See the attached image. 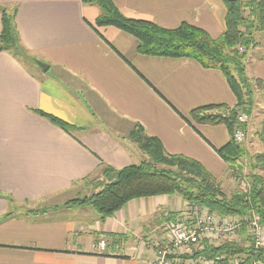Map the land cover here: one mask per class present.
Returning a JSON list of instances; mask_svg holds the SVG:
<instances>
[{
  "label": "crops",
  "instance_id": "0c3cea01",
  "mask_svg": "<svg viewBox=\"0 0 264 264\" xmlns=\"http://www.w3.org/2000/svg\"><path fill=\"white\" fill-rule=\"evenodd\" d=\"M113 1L125 16L167 29L187 22L217 38L226 28L223 0ZM15 8L25 54L0 51V264H147L169 240L164 223L187 209L182 196L134 198L104 220L65 202L108 182L105 167L147 160L129 136L137 123L168 153L200 162L223 189L232 185L217 152L231 140L228 127L191 117L202 106L236 104L227 78L190 58L139 53L133 35L97 25L103 12L94 2L0 0V34L3 10ZM246 73L264 80V42L248 51ZM254 87L262 110L264 93Z\"/></svg>",
  "mask_w": 264,
  "mask_h": 264
},
{
  "label": "trees",
  "instance_id": "16d2710c",
  "mask_svg": "<svg viewBox=\"0 0 264 264\" xmlns=\"http://www.w3.org/2000/svg\"><path fill=\"white\" fill-rule=\"evenodd\" d=\"M85 1L94 2L102 9L103 13L96 20L97 25H112L133 35L138 41L139 53L190 58L205 68H216L224 73L236 96V104L232 107L226 104L202 106L192 110L191 117L196 122L224 123L228 127L231 140L217 152L231 166L232 176L242 179L243 167L239 161L247 151L235 140L234 133L237 128L247 129V124L240 123L238 116L241 113L252 114L254 86H259L264 93V80H251L246 73L248 51L259 45L255 34H264V0H223L227 7L226 28L217 38L187 22L175 29H167L152 21L127 17L113 0ZM2 50L15 55H21L24 51L16 25V8L13 11L3 10L0 34ZM42 114L66 131L73 127L57 116ZM262 124L264 139V119ZM130 137L147 154V160L119 170L105 167L103 175L111 179L100 191L90 197L68 200L66 205H89L104 220L134 198L178 194L189 204L207 207L220 217L243 216L248 222L252 214H257L264 222L262 176L253 173L247 192L238 190L229 195L223 190L221 182L200 162L181 154L168 153L162 142L156 136L147 134L141 124H135ZM256 157L264 160V153ZM203 254L209 258L220 255L240 257L242 264H251L255 259L264 261V248L255 251L252 238L249 246L229 240L217 245L209 240Z\"/></svg>",
  "mask_w": 264,
  "mask_h": 264
},
{
  "label": "built area",
  "instance_id": "2783aa9c",
  "mask_svg": "<svg viewBox=\"0 0 264 264\" xmlns=\"http://www.w3.org/2000/svg\"><path fill=\"white\" fill-rule=\"evenodd\" d=\"M240 49L243 50L242 47ZM249 120L248 114L241 113L238 116L242 124L248 125ZM234 138L238 143L244 142L247 138L246 130L237 128ZM248 220L249 235L255 251H259L264 248V222L257 214H252ZM238 227V220L220 217L207 207L188 203L185 211L164 223L163 230L169 240L165 244L155 245V256L147 264H242L240 257L227 258L220 255L209 258L203 254L206 241L212 237L231 241V238L237 236L235 230ZM100 247H105L104 241ZM251 264H264V261L255 259Z\"/></svg>",
  "mask_w": 264,
  "mask_h": 264
},
{
  "label": "rangeland",
  "instance_id": "374dc122",
  "mask_svg": "<svg viewBox=\"0 0 264 264\" xmlns=\"http://www.w3.org/2000/svg\"><path fill=\"white\" fill-rule=\"evenodd\" d=\"M247 12V11H246ZM245 12V14H246ZM256 39L259 41V44H262L264 42V34L261 32H256L255 34ZM260 99L259 95H256V97L254 98L255 103H257V101ZM253 105V112L250 115L251 117H253V122L252 125H254V136L253 139L252 137H249V141L247 140L246 142H241L239 143L241 146H243L246 149V156H244V158H242L239 161L240 166L243 167V178L242 179H235L234 176H232L234 178V182L232 183V185H230L229 187H225V189H223L227 194H233L238 190L241 191H245L247 192L249 190L250 184H251V175L253 173L258 174L260 176H262L264 178V160L263 159H258L256 156L258 154H263L264 153V139L262 136V123H263V119H264V109H259L261 108L260 106L262 105H258L256 104ZM262 116V117H261ZM261 117V121L258 120L257 118ZM261 126H260V123ZM248 127V125H247ZM134 129V127L130 130L129 132V136L131 134V131ZM247 139V138H246ZM248 142H250L252 148L246 147V145L248 144ZM248 146V145H247ZM249 148V149H247ZM227 163V162H226ZM229 164V163H227ZM99 184V182L94 183L91 187L88 186V188H85V192L82 191L83 195L79 196V197H90L92 196L94 193L98 192L101 190V188L103 187V185L105 184L103 182V184H101L100 182V186L97 185ZM227 186V185H225ZM227 218L229 220H238V224L239 227L235 230L237 233V236H235V238H231V242H238L240 244H243L244 246H249V244H251V237L249 235L248 232V222L243 216H227ZM223 238V237H222ZM219 238H215V239H211L212 242L217 243V244H221V239L218 241ZM229 239H226V241ZM211 243V241H210ZM99 245V244H98Z\"/></svg>",
  "mask_w": 264,
  "mask_h": 264
},
{
  "label": "water",
  "instance_id": "95a60500",
  "mask_svg": "<svg viewBox=\"0 0 264 264\" xmlns=\"http://www.w3.org/2000/svg\"><path fill=\"white\" fill-rule=\"evenodd\" d=\"M37 63H38V65H39L40 67H42L44 70H47L48 66H47L46 64H44V63L41 62V61H37Z\"/></svg>",
  "mask_w": 264,
  "mask_h": 264
}]
</instances>
